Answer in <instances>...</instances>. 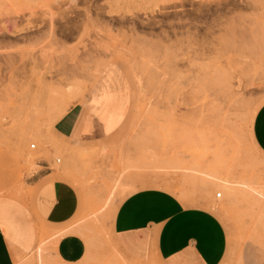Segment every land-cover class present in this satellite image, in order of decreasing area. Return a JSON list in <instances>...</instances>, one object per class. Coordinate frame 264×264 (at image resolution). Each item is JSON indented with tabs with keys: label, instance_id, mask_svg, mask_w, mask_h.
Returning a JSON list of instances; mask_svg holds the SVG:
<instances>
[{
	"label": "rangeland",
	"instance_id": "374dc122",
	"mask_svg": "<svg viewBox=\"0 0 264 264\" xmlns=\"http://www.w3.org/2000/svg\"><path fill=\"white\" fill-rule=\"evenodd\" d=\"M105 92L120 94L106 113L120 121L113 130L79 140L56 130L58 109L97 115L92 96ZM263 103L264 0H0V181L14 177L0 192L46 170L78 198L26 264H58L48 242L67 232L87 241L82 264H165L130 258L115 240L118 206L145 187L218 218L219 264H264V198L211 183L264 188L252 134Z\"/></svg>",
	"mask_w": 264,
	"mask_h": 264
},
{
	"label": "crops",
	"instance_id": "0c3cea01",
	"mask_svg": "<svg viewBox=\"0 0 264 264\" xmlns=\"http://www.w3.org/2000/svg\"><path fill=\"white\" fill-rule=\"evenodd\" d=\"M92 98L97 115L74 106L59 118L56 130L76 140L100 129L113 130L120 122L112 119L120 107V94L105 92ZM101 98L104 113L96 102ZM107 111L112 117H107ZM252 134L264 154V103L254 117ZM12 179L2 178L0 188L9 186ZM26 185L19 186L20 191L0 192V264L34 262L43 232L64 225L78 205L74 187L49 171L34 172ZM114 236L120 250L136 260L156 255L165 264H219L225 253L222 226L214 214L187 206L175 194L157 187L138 189L123 199L114 217ZM48 243L51 259L58 264H82L88 253L86 239L76 232Z\"/></svg>",
	"mask_w": 264,
	"mask_h": 264
},
{
	"label": "bare ground",
	"instance_id": "6f19581e",
	"mask_svg": "<svg viewBox=\"0 0 264 264\" xmlns=\"http://www.w3.org/2000/svg\"><path fill=\"white\" fill-rule=\"evenodd\" d=\"M55 108L57 109V107H55ZM256 112H257V110H256ZM65 113H66V111H65V108L63 106L60 109H58L56 114L52 117L51 122H55L60 117H62V115H64ZM71 156H74V152L71 153ZM58 160H59V158H58ZM211 183L213 185H217L222 190H224V192L226 194V197H229V198L233 196V194L235 193L236 189H241V188L244 191H248L250 193V195L254 196L256 199H258L260 197L264 198V188H263V186H262V189H261V188L257 187L256 185H253V184H248V183H245V182H238V181L234 180L232 177H229V176H215V177H212ZM219 193L222 196V192H220V191L216 192V196ZM42 249L43 248H41V246H38V248H37L38 252L39 251L41 252ZM38 252H36V253H38Z\"/></svg>",
	"mask_w": 264,
	"mask_h": 264
},
{
	"label": "built area",
	"instance_id": "2783aa9c",
	"mask_svg": "<svg viewBox=\"0 0 264 264\" xmlns=\"http://www.w3.org/2000/svg\"><path fill=\"white\" fill-rule=\"evenodd\" d=\"M31 147L35 148V147H36V145H35V144H32V145H31ZM217 197H221V194H220V193H219V194H217Z\"/></svg>",
	"mask_w": 264,
	"mask_h": 264
}]
</instances>
